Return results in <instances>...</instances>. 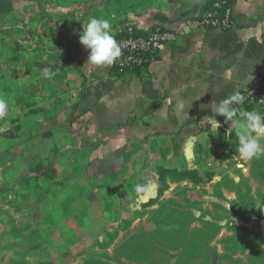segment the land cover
I'll return each instance as SVG.
<instances>
[{
  "label": "crops",
  "instance_id": "0c3cea01",
  "mask_svg": "<svg viewBox=\"0 0 264 264\" xmlns=\"http://www.w3.org/2000/svg\"><path fill=\"white\" fill-rule=\"evenodd\" d=\"M210 1L0 0V96L9 101L0 142L16 151L5 166L17 176L3 197L26 216L22 226H106L113 210L108 201H133L145 192L154 197L162 167L213 175L200 183L168 177L162 199L204 185L211 191L218 185L219 196L234 199L227 183L238 189L247 182L256 192L254 159L242 161L232 151L235 123L211 109L264 74V0H228L229 30L193 28L189 22ZM92 17L108 19L113 32L133 22L181 36L145 74L117 77L112 65L87 64L90 49L80 35ZM44 67L54 72L51 79L41 75ZM207 117L220 122L218 129ZM9 130L15 138L2 135ZM234 167L244 175H235ZM227 203L233 214L234 204ZM78 215L89 218L78 223Z\"/></svg>",
  "mask_w": 264,
  "mask_h": 264
},
{
  "label": "rangeland",
  "instance_id": "374dc122",
  "mask_svg": "<svg viewBox=\"0 0 264 264\" xmlns=\"http://www.w3.org/2000/svg\"><path fill=\"white\" fill-rule=\"evenodd\" d=\"M11 149V144L0 142V264H264V157L254 159L251 167L259 178L251 184L254 194L243 181L246 188L225 184L237 192L234 199L219 196L218 185H213L214 192L212 185H204L187 187L180 197L166 200L161 197L170 184L160 183L154 197L147 198L145 192L133 201L110 199L108 208L113 210L106 226H87L83 220L89 216L78 215L75 221L82 218L85 226L62 231L61 226H22L26 216L4 199L8 185L17 183L5 166L10 154H16ZM233 172L244 175L241 168ZM5 176L8 183L3 182ZM227 202L240 215L248 208L252 213L236 225ZM117 208L121 211L116 214Z\"/></svg>",
  "mask_w": 264,
  "mask_h": 264
},
{
  "label": "clouds",
  "instance_id": "9594fccd",
  "mask_svg": "<svg viewBox=\"0 0 264 264\" xmlns=\"http://www.w3.org/2000/svg\"><path fill=\"white\" fill-rule=\"evenodd\" d=\"M80 42L90 49L87 64L95 66H110L121 55V47L115 39L111 22L104 18H90L83 24ZM41 75L51 79L54 72L44 67ZM226 78L231 77L227 72ZM244 97L236 92L227 99L213 105L212 112L225 117V121L234 122L235 135L238 141L237 152L242 161L264 157V115L257 111H239L234 105L242 103ZM182 107V105H181ZM9 113V101L0 96V121L5 120ZM239 116V118H237ZM206 120L213 128L218 129L220 122L214 117ZM5 129L0 128V132Z\"/></svg>",
  "mask_w": 264,
  "mask_h": 264
},
{
  "label": "built area",
  "instance_id": "2783aa9c",
  "mask_svg": "<svg viewBox=\"0 0 264 264\" xmlns=\"http://www.w3.org/2000/svg\"><path fill=\"white\" fill-rule=\"evenodd\" d=\"M222 5H226V12L220 17L218 9ZM189 23L193 28L231 29L234 19L229 1L216 2L213 9L204 10ZM114 36L121 47L120 57L112 64L113 73L117 76L118 72L123 75L145 74L148 67L159 59L165 46L177 41L181 35L179 31L161 25L142 29L133 22H127L114 32ZM238 92L244 97L242 103L234 105L238 112L248 111L250 108L264 111V74L256 76L250 86Z\"/></svg>",
  "mask_w": 264,
  "mask_h": 264
},
{
  "label": "trees",
  "instance_id": "16d2710c",
  "mask_svg": "<svg viewBox=\"0 0 264 264\" xmlns=\"http://www.w3.org/2000/svg\"><path fill=\"white\" fill-rule=\"evenodd\" d=\"M221 0H211L207 5H206V8L204 10H211L214 8V4L216 2H219ZM226 12V5H222L219 9H218V14L220 17H223L224 14ZM114 33V32H113ZM123 74L121 73H117V77H122ZM17 131H19L20 128L16 127L15 128ZM4 137H8V138H15L16 137V134L12 131V130H9V131H6V132H3L2 134ZM237 148L234 147L232 148V151H237L236 150ZM159 175H160V180H161V183L164 185L166 183V180L168 177H171L172 179H175V180H183V179H192L194 180L196 183H200V182H207L209 180L212 179L213 175L211 173H208L206 176L202 175V173L198 170H181V171H178L176 169H167V168H159ZM167 184V183H166ZM252 209L251 208H248L247 211H245L242 215L238 214L237 212H233V215L234 217L238 218V219H245L247 218L248 216V213H250ZM262 217V216H261ZM14 264H24L23 262L21 261H16Z\"/></svg>",
  "mask_w": 264,
  "mask_h": 264
}]
</instances>
